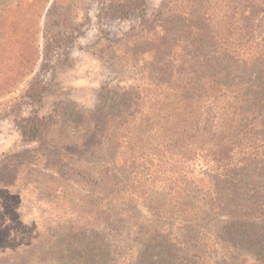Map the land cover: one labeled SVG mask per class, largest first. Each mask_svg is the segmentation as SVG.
<instances>
[{
    "label": "trees",
    "instance_id": "16d2710c",
    "mask_svg": "<svg viewBox=\"0 0 264 264\" xmlns=\"http://www.w3.org/2000/svg\"><path fill=\"white\" fill-rule=\"evenodd\" d=\"M25 2L0 0V97L17 90L41 58L42 68L49 65V39L41 53L38 38L33 47L9 28L14 13L21 10L12 12ZM148 2L136 3L141 14L128 39L127 79L115 84L118 88L123 82V91L115 94L109 89L103 96L112 109L109 157L102 170L105 181L94 178L92 190L75 209L79 221L65 230L64 239L51 238L46 226L29 229L3 222L0 264H128L88 254L87 243L77 245V230L80 235L95 233L103 214L109 222L114 214L119 219L114 210L124 200L133 202L130 189L135 191L144 177L161 176L169 180L165 187L176 196L177 209L165 218L179 208L193 209L206 202L207 196L197 199L192 194L208 181L217 194L209 204H217L229 223L222 246L245 247L264 264V0H164L154 12H149ZM46 7L42 2L39 9ZM40 33L38 28L32 36ZM135 57L142 63L137 74L136 65L128 60ZM34 82L25 95L29 105L41 104L46 90ZM44 121L38 112L22 117L23 138L40 140ZM122 168L130 171L124 174ZM158 213L164 216L162 210ZM238 226L262 230L251 235L233 232L231 227ZM18 227L32 234L19 232ZM143 233L148 242L156 239L160 246L177 250L192 237L187 232L177 244H170L158 225ZM24 235L29 237L22 239ZM210 258L199 259L207 263Z\"/></svg>",
    "mask_w": 264,
    "mask_h": 264
},
{
    "label": "rangeland",
    "instance_id": "374dc122",
    "mask_svg": "<svg viewBox=\"0 0 264 264\" xmlns=\"http://www.w3.org/2000/svg\"><path fill=\"white\" fill-rule=\"evenodd\" d=\"M163 1L149 0V12L156 11ZM42 2L47 5L43 11L39 9ZM136 3L137 0H26L23 8L12 12L21 10L14 13L15 20L9 27L18 33L20 41L27 39L34 47L38 38L42 53L49 39L51 55L48 66L42 68L41 58L35 72L17 90L0 97V225L15 222V226L23 224L29 229L33 225L46 226L51 238L61 240L65 230L79 221L75 209L85 201L83 197L90 193L95 179L102 180L109 157L112 109L105 105L103 96L109 89L115 94L123 91V82L118 88L115 84L117 79H127L128 39L141 14ZM38 28L41 33L32 36ZM137 58L128 59L136 65L135 74L142 66ZM33 82L46 86L41 104L25 103ZM37 112L45 119L41 138L26 141L19 122ZM123 169L124 174L130 171ZM162 178L144 177L135 191L130 189L134 196L128 197L133 202L124 200L114 210L120 213V220L114 214L109 222L103 214L97 219L95 233L80 235L77 230V245L85 242L90 248L86 250L88 254L119 258L128 264H260L245 247L222 246L224 227L229 223H225L226 216L217 204H209L215 202L217 194L208 181L192 194L197 199L207 196L206 202L193 209L179 208L176 215L165 218L177 208L173 206L176 196L169 186L165 187L169 180ZM252 201L257 203L254 198ZM153 225L162 227L170 244H177L187 232L192 237L181 250L162 247L156 239L148 242L143 233ZM18 228L19 232L32 234L27 228ZM231 228L247 235L262 230L253 226L246 230L241 226ZM203 244L205 248L201 249ZM206 255L211 258L204 263L199 258ZM161 257L167 261H159Z\"/></svg>",
    "mask_w": 264,
    "mask_h": 264
}]
</instances>
